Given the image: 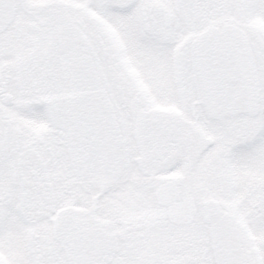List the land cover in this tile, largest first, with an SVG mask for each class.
Here are the masks:
<instances>
[{
	"label": "snow or ice",
	"instance_id": "snow-or-ice-1",
	"mask_svg": "<svg viewBox=\"0 0 264 264\" xmlns=\"http://www.w3.org/2000/svg\"><path fill=\"white\" fill-rule=\"evenodd\" d=\"M0 264H264V0H0Z\"/></svg>",
	"mask_w": 264,
	"mask_h": 264
}]
</instances>
